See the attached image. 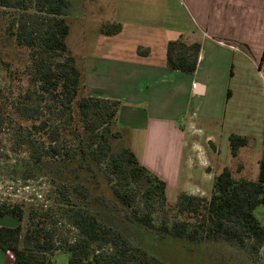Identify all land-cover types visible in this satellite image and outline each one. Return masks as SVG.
<instances>
[{
  "label": "trees",
  "instance_id": "16d2710c",
  "mask_svg": "<svg viewBox=\"0 0 264 264\" xmlns=\"http://www.w3.org/2000/svg\"><path fill=\"white\" fill-rule=\"evenodd\" d=\"M35 3L37 12H26L7 23V33L29 51V63L21 72L25 81L20 90L0 85V137L8 126H14L17 146L29 149L28 159L15 164L20 178L36 179L48 172L63 173L72 181L77 177L82 180L79 195L84 198L67 196L66 206L60 208L78 231L74 240L58 237L59 212L54 207L0 200V217L12 216L19 221L14 226L0 224V249L13 251L16 264H53L61 250L68 264H169L150 256L123 229L102 221L90 211V201L125 211L130 222L157 229L164 236L193 243L223 241L244 249L249 247L248 241H253V251L264 247V225L255 214L259 206H264V151L257 180L237 179L225 166L214 176L210 196L180 193L172 207L175 216L169 217L167 182L141 163L118 126L122 102L81 95L84 72L67 41L71 32L67 19L70 0ZM0 6L10 8L15 4L0 0ZM121 30L122 25L114 22L104 25L101 32L111 36ZM200 51V43H189L180 35L167 44V66L194 73ZM148 53V49L140 51L144 56ZM231 93L229 89L228 99ZM71 121H75L74 127ZM114 139H122L124 146L114 150ZM71 141H76L75 148H70ZM249 143V136L231 134L232 156L237 157ZM106 158L109 181L115 180L108 197L98 194L99 187L92 181L98 178L93 174L94 165L100 166ZM159 209L163 215L156 227L154 214Z\"/></svg>",
  "mask_w": 264,
  "mask_h": 264
},
{
  "label": "rangeland",
  "instance_id": "374dc122",
  "mask_svg": "<svg viewBox=\"0 0 264 264\" xmlns=\"http://www.w3.org/2000/svg\"><path fill=\"white\" fill-rule=\"evenodd\" d=\"M11 1L15 4L14 7L2 8L0 6V85L10 87L12 91L17 92L21 89L22 80L25 81L21 72L29 63V51L27 48L19 47L15 38L7 33V23L11 18H19L21 14H25L26 12L34 13L38 9L36 8L35 0ZM178 1L181 2V6L178 5L176 8V4H168L165 6V11L160 9L161 3H163L160 0H142L140 4H131L140 7L138 21L135 23L131 22L123 30L122 34H115L111 40L110 37L104 38L105 34L101 32V29L104 25L119 20L121 14L119 10L121 6L120 0H99V2H95V0H70L71 6L68 10L67 19L71 25V32L67 41L71 52L77 59V65L83 69L84 80H86L85 61L90 56L94 55L103 59L115 58L114 62L118 66L125 64V61L130 60L134 55L144 57V55L140 54V51L145 49L141 45L144 43L153 44L158 41V38H155V36H158L157 31L159 30L157 28L160 21L165 19V17L169 19L170 15L174 14L177 15L178 20L188 17L187 0ZM125 6L128 7L129 4L125 3ZM246 47L248 48V46ZM252 51L254 52V50ZM250 52L248 53L250 54ZM243 60L240 63L242 66L236 70L238 72H248L253 76L257 85L264 86V80L258 68L252 62L246 61L247 59ZM121 70L122 68H120ZM112 80L113 76L106 75V77L99 80V83L107 89ZM242 82L244 81L239 80L234 83L229 80L227 88L237 91V105L244 107L248 101V95L243 90ZM88 91L89 89L85 81L81 95H88ZM215 98L206 100V105L202 107L200 118L195 120L193 127L189 128L186 126L188 129V146L182 187L178 186V183L175 182L176 179L172 175L166 176L168 200L166 211H168L167 214L171 218L175 216V211L172 210V207L176 203L180 193L187 192L193 195L210 196L214 176L225 166H228L233 171V175L237 179H258L259 161L264 149V106L254 111L259 113L257 119H259L258 124L262 126L261 135L256 136L252 134L249 137V145L240 149V154L237 157H233L230 153L229 139L226 140L223 132H221V123L209 122L204 119L208 110L213 112L214 107L217 110L219 93H216ZM252 99L249 100L250 104H254V100ZM257 101L255 100V102ZM74 119L76 120L77 118ZM187 119L183 118V126L187 124ZM70 124L71 127H74L75 121H71ZM240 125H242V122ZM16 136L14 126L10 125L2 132L0 137V200L44 205L45 209L54 207L59 212V221L56 224L58 237L74 240L78 231L64 218L60 208L61 206H66L67 196H71L74 199L76 196L84 198L82 194L79 195V191L82 189V180L76 177L72 181L73 178H66V175L63 173L54 174L53 172L45 173L36 179L24 180L20 178L21 172L15 164L28 159L29 149L26 146H17ZM175 136L174 133L173 136H168L166 132L162 134L161 141L157 145H161L163 150L164 145L167 146V151H161L160 156L165 157L168 153L173 155L176 152L178 147ZM75 144L76 141H71L70 148H75ZM123 146L122 139H114V150L121 149ZM108 164L109 160L106 158L101 161L100 166L94 165L95 172L93 174L97 175L98 178L92 179L93 183H97L99 187L96 190L98 194L107 197L111 194L110 186L115 184V180L111 183L109 181ZM99 179L100 184H98ZM64 184L71 187L72 192ZM91 203L93 202H89V208L92 213L105 223L123 229L129 238L150 256H156L166 263L264 264V247H260L259 251H253L250 247L253 241L247 242V245H249L247 249L223 241L204 240L193 243L168 235L164 236L157 229H149L143 225L134 224L127 220L128 217L125 211L120 209ZM138 206L142 207L140 201H138ZM255 214L262 225H264V206H259L255 210ZM162 215L163 211L161 209L154 214V224L156 227L160 226ZM18 223L19 221L15 217H0V224L14 226ZM58 241L60 240L58 239ZM107 249H110V246ZM58 253H63V251L61 250L56 254Z\"/></svg>",
  "mask_w": 264,
  "mask_h": 264
},
{
  "label": "crops",
  "instance_id": "0c3cea01",
  "mask_svg": "<svg viewBox=\"0 0 264 264\" xmlns=\"http://www.w3.org/2000/svg\"><path fill=\"white\" fill-rule=\"evenodd\" d=\"M140 1L120 0L121 14L115 22L122 25V31L118 34H122L131 22L138 21L140 7L131 4H140ZM160 1H163L160 9L164 11L168 4H176V8L182 5L178 0ZM125 3L129 6L126 7ZM186 6L189 13L183 20H178L174 14L160 21L158 36H155L158 41L141 45L149 50L146 56L134 55L130 59L132 61L127 60L122 66L114 62L115 58L103 59L94 55L85 61L89 95L122 102L118 126L126 144L143 165L164 180L172 175L180 187L183 185L188 146L186 126H194L206 100L215 98L219 93L217 110L216 107L213 112L208 110L204 119L221 123V132L226 140L233 133L249 137L252 134L261 135L262 126L257 119L259 113L254 111L264 106V86L257 85L248 72L236 70L242 66L241 60L247 59L258 68L264 80V0H187ZM180 35L189 43L201 44L198 67L194 73L167 66V44ZM104 36L112 40L115 35ZM247 50L251 51L250 54ZM106 75L113 76L107 89L99 83ZM229 80L234 83L244 81L243 90L248 95L244 107L237 105L236 90L231 89L228 99ZM250 99L254 100V104H250ZM183 118H188L185 126ZM165 132L168 136L176 135L178 149L173 155L168 153L164 157L160 156V152H166L167 146L164 145L163 150L157 144ZM0 264H16L15 253L0 249ZM53 264H68V257L58 253Z\"/></svg>",
  "mask_w": 264,
  "mask_h": 264
}]
</instances>
